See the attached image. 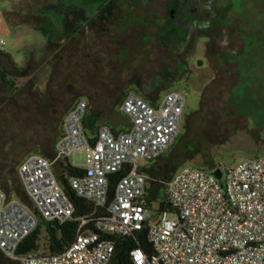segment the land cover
I'll list each match as a JSON object with an SVG mask.
<instances>
[{"label":"rangeland","instance_id":"obj_1","mask_svg":"<svg viewBox=\"0 0 264 264\" xmlns=\"http://www.w3.org/2000/svg\"><path fill=\"white\" fill-rule=\"evenodd\" d=\"M59 1L82 7L89 21L67 30L45 11ZM216 8L215 29L195 38L179 57L185 70L144 91L151 75L163 76L160 68L168 61L165 52L147 47L153 33L149 8L131 10L108 0H0V41L6 42L0 43V64L15 80L14 90L0 82V189L7 196L20 193L14 198L30 208L22 198L19 164L28 155L54 158L67 109L81 95H98L101 86H109L111 102L93 100L94 127L106 124L104 113L117 110L129 93L150 103L173 90L186 95L179 134L148 171L150 218L167 201L172 176L185 168L224 174L244 158L264 159V0H217ZM71 38L77 47L72 52ZM40 46L46 58L41 63H12L21 65ZM72 75L86 83L75 92ZM131 79L138 87L126 89L121 82ZM67 161L84 168L86 153H72ZM55 171L60 174L59 166Z\"/></svg>","mask_w":264,"mask_h":264},{"label":"built area","instance_id":"obj_2","mask_svg":"<svg viewBox=\"0 0 264 264\" xmlns=\"http://www.w3.org/2000/svg\"><path fill=\"white\" fill-rule=\"evenodd\" d=\"M1 45L6 42L0 41ZM186 95L173 90L150 103L129 93L120 106L127 129L101 125L86 134L88 103L79 99L62 120L55 156L28 155L18 166L27 208L0 189V251L16 264H109L115 239L146 233L151 256L130 252V264H264V159L244 158L224 174L185 168L166 186L169 210L150 218L142 168L164 154L184 120ZM75 152L86 153L81 176L68 178L75 195L92 212L77 218L76 236L59 253L19 255L18 248L39 220L67 223L75 216L54 165ZM118 175L112 200L111 180Z\"/></svg>","mask_w":264,"mask_h":264},{"label":"trees","instance_id":"obj_3","mask_svg":"<svg viewBox=\"0 0 264 264\" xmlns=\"http://www.w3.org/2000/svg\"><path fill=\"white\" fill-rule=\"evenodd\" d=\"M45 11L48 13H53L56 17L61 19L64 27L70 32L89 21V17L86 15V12L82 7H78L76 5H67L62 1L46 6ZM0 52L4 53L2 51ZM0 82L11 90L15 89L14 78L3 68L1 64ZM107 125H109L108 122ZM58 166L60 174L56 173V175L61 181L69 200L75 207V216L73 220L64 224H59L57 222H46L45 220L40 219L37 229L19 246V255H26L39 251V248L41 247L40 240L44 241V245L42 246L45 249L42 251L45 253L53 254L63 251L70 245V243H72L76 236L78 226L77 218L92 212V205L84 199L77 197L71 190L68 183V178L81 176L84 173V169L70 165L67 159L60 161ZM117 180L118 175H115L111 180L109 187V201L112 200L114 196ZM22 195V198L28 203L23 191ZM169 209V203L162 201L158 205L157 212H162ZM115 243V251L109 264H130V252L134 249H141L148 256H151L153 252L152 245L148 242L146 233L144 231L138 233L133 238L115 239ZM0 264L16 263L6 258L0 251Z\"/></svg>","mask_w":264,"mask_h":264},{"label":"flooded vegetation","instance_id":"obj_4","mask_svg":"<svg viewBox=\"0 0 264 264\" xmlns=\"http://www.w3.org/2000/svg\"><path fill=\"white\" fill-rule=\"evenodd\" d=\"M115 4L126 5L131 10H151L153 33L149 37V50L165 52L168 61L160 70L162 77L156 73L149 77L144 91L151 87L167 85L173 74L185 70V64L179 59L187 53L194 39L203 36L209 29L214 30L217 18V0H108ZM207 37V35H206ZM210 41L209 36L207 37ZM176 61V62H174ZM186 111V108H185ZM185 116V112H184Z\"/></svg>","mask_w":264,"mask_h":264},{"label":"crops","instance_id":"obj_5","mask_svg":"<svg viewBox=\"0 0 264 264\" xmlns=\"http://www.w3.org/2000/svg\"><path fill=\"white\" fill-rule=\"evenodd\" d=\"M46 42V38L44 37V39H43V42H42V44L43 43H45ZM100 45H102V44H100ZM77 47L75 46V43L73 42V39L71 38V52L72 51H74L75 49H76ZM86 48H88V47H85V51H86ZM43 47L42 46H40V49H39V54H34L33 52H28L27 54H26V56H25V60H24V62L21 64V65H16L14 62H12L17 68H26V67H31V66H33V64H35V63H41V61H43L44 59H46V58H44L42 55H43ZM12 61V60H11ZM46 65H50V62H47L46 61V63H45ZM101 82V81H100ZM91 83V82H90ZM103 83H107V82H103ZM121 84L122 85H124V86H126L125 88L127 89H134V88H137L138 87V83L137 82H134L132 79L131 80H128V81H126V82H121ZM80 85V86H79ZM81 85H86V83L84 82V81H81L80 82V80H78V78L75 76V75H72L71 76V92H75L76 90H80L79 89V87H82ZM91 85V84H90ZM82 89V88H81ZM108 89H110L109 88V86H107V87H99V88H96V90H99V92H98V95H96V94H94V96H97V98L96 97H94V96H91V97H88V95H81L80 97H79V99H84V100H86L87 101V103H88V110H87V113H86V116H85V119H84V128H85V131H86V134L88 135V137H90L91 139H94L95 138V136H96V133H97V130H98V128L101 126H97V127H94V116L91 114V112H90V107L93 105V100H96V101H98V100H100L101 102H103V105H105V106H108L109 105V103L111 102V100H109V96H108V93H106L107 91H108ZM104 91V93H102L103 91ZM95 93V92H94ZM90 95H92V94H90ZM78 99V100H79ZM90 100V101H89ZM77 101V100H76ZM76 101L75 102H73V104L67 109V111H66V113L73 107V105L76 103ZM120 106H121V104L119 105V107H118V111H120ZM112 111V110H111ZM107 112V111H106ZM105 112V113H106ZM65 113V114H66ZM105 113H104V116H105ZM65 114H64V116H65ZM122 114V113H121ZM123 115V114H122ZM64 116H63V118H64ZM124 116V115H123ZM106 117V116H105ZM63 118H62V120H63ZM107 118V117H106ZM108 120V119H107ZM126 121H127V119H126ZM108 123H109V121H107ZM107 124V123H106ZM104 125V124H103ZM109 125H110V123H109ZM111 126V125H110ZM115 132H121V131H125L126 129H127V122H126V125H122V126H118L117 128H112ZM61 133H62V121H61V132H60V135H61ZM59 135V136H60ZM59 136H58V138H59ZM54 149V148H53ZM50 159V158H49ZM51 159H53V158H51ZM155 161H153L149 166H147V167H144V168H142V173L146 176V178L148 179V171H149V169H150V167L153 165V163H154ZM86 165V164H85ZM55 166H58V163H56L55 165H54V168H55ZM84 168H85V166H84ZM84 168H82V169H84ZM20 189H21V192H22V188L20 187ZM5 193V192H4ZM6 194V193H5ZM7 195V194H6ZM15 195H18V196H20V193H14L12 196H8L9 198H14V196Z\"/></svg>","mask_w":264,"mask_h":264},{"label":"water","instance_id":"obj_6","mask_svg":"<svg viewBox=\"0 0 264 264\" xmlns=\"http://www.w3.org/2000/svg\"><path fill=\"white\" fill-rule=\"evenodd\" d=\"M105 116L107 117L112 128H117L118 126L126 125L127 121L125 116H123L118 110L107 111L105 113ZM214 174L217 176L219 175V172L215 171Z\"/></svg>","mask_w":264,"mask_h":264}]
</instances>
